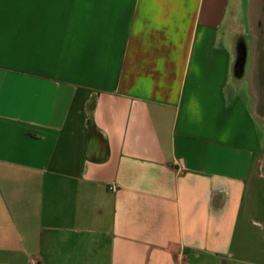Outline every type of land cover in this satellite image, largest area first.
Wrapping results in <instances>:
<instances>
[{"label": "crops", "instance_id": "0c3cea01", "mask_svg": "<svg viewBox=\"0 0 264 264\" xmlns=\"http://www.w3.org/2000/svg\"><path fill=\"white\" fill-rule=\"evenodd\" d=\"M251 1L0 0V264H264Z\"/></svg>", "mask_w": 264, "mask_h": 264}, {"label": "rangeland", "instance_id": "374dc122", "mask_svg": "<svg viewBox=\"0 0 264 264\" xmlns=\"http://www.w3.org/2000/svg\"><path fill=\"white\" fill-rule=\"evenodd\" d=\"M251 2H253L251 4L252 9H248V4L241 3L242 10L239 11V15L244 24L242 32L247 40L249 50V59L246 69L250 70L258 63L262 64V68L264 69V0H252ZM244 85L246 86V80ZM244 89L245 88H243V91ZM257 114L261 118H264L263 97L260 99ZM262 180L264 183V154L260 155L254 176L250 183V194L253 201H258V197L262 193ZM256 220H260L264 224L263 217L258 215Z\"/></svg>", "mask_w": 264, "mask_h": 264}, {"label": "water", "instance_id": "95a60500", "mask_svg": "<svg viewBox=\"0 0 264 264\" xmlns=\"http://www.w3.org/2000/svg\"><path fill=\"white\" fill-rule=\"evenodd\" d=\"M240 60H242L243 61V63L241 64V72H240V75H238V76H243V74H244V65H245V60H246V48H244L243 49V52L242 53H240V57H239V59H238V62H237V64L240 62ZM262 97H263V99H264V91L262 92Z\"/></svg>", "mask_w": 264, "mask_h": 264}]
</instances>
